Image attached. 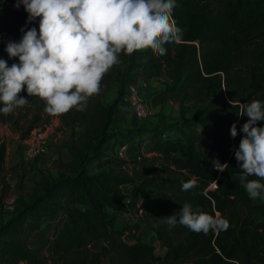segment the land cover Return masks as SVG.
Instances as JSON below:
<instances>
[{
	"label": "trees",
	"instance_id": "trees-1",
	"mask_svg": "<svg viewBox=\"0 0 264 264\" xmlns=\"http://www.w3.org/2000/svg\"><path fill=\"white\" fill-rule=\"evenodd\" d=\"M11 4L15 0L0 1V57L9 65L16 61L5 44L20 38L27 18L23 6ZM173 16L183 38L166 43V54L152 45L121 53L86 110L56 115L67 136L62 149L68 160L61 159L60 148L52 162L55 173L38 170L31 191L23 188L22 177L13 187L6 182V148L0 143V201L7 194L13 198L9 217L0 222V264H264V200L250 198L240 184L234 156L239 129L249 119L239 115L240 102L264 100V0H177ZM29 26L38 28V19ZM135 77L166 78L164 92L178 106L177 122L110 130L125 83ZM112 90L114 98L105 100ZM27 98V105L15 109L17 116L0 113V125L14 127L18 115L27 114L28 130L49 123L44 100ZM116 139L132 158L118 160L119 168L92 171ZM214 159L228 166L217 170ZM193 178L197 184L182 190L181 183ZM124 186L147 202L140 232L118 222L128 212ZM185 202L219 212L229 227L205 234L158 219Z\"/></svg>",
	"mask_w": 264,
	"mask_h": 264
},
{
	"label": "clouds",
	"instance_id": "clouds-1",
	"mask_svg": "<svg viewBox=\"0 0 264 264\" xmlns=\"http://www.w3.org/2000/svg\"><path fill=\"white\" fill-rule=\"evenodd\" d=\"M27 13L18 40H8L4 51L16 62L0 57V113L8 114L29 103L28 96L44 100L52 115L73 109L84 111L89 99L101 91L104 75L119 64L120 54L147 45L166 54V43L180 41L183 29L173 16L177 0H15ZM38 19V28L29 26ZM22 91L27 96L19 95ZM231 104L234 100L230 101ZM240 116L249 119L234 150L239 182L252 199L264 200V100L240 102ZM237 124L230 135L237 136ZM213 167L224 171L218 159ZM255 177V178H249ZM195 178L181 183L187 191ZM167 225L180 223L194 232L225 230L229 221L219 212L210 214L185 202L172 215L158 218Z\"/></svg>",
	"mask_w": 264,
	"mask_h": 264
},
{
	"label": "rangeland",
	"instance_id": "rangeland-1",
	"mask_svg": "<svg viewBox=\"0 0 264 264\" xmlns=\"http://www.w3.org/2000/svg\"><path fill=\"white\" fill-rule=\"evenodd\" d=\"M0 1H4V0H0ZM10 6L12 9H15L14 4H11ZM157 92L158 91H156L155 93L158 94ZM114 96H115V90H112L106 95L105 100L110 101L111 99L114 98ZM141 97L143 100L145 99L143 95H141ZM144 102L146 103L145 100ZM127 109L129 111H127L128 116H125V121H129L131 123V119L135 117L130 111L129 106ZM160 113L162 112L160 111ZM8 114L17 116V112L15 110ZM151 117H153V115H149L147 118L150 119ZM161 117L163 116L160 114V117H157V119L161 120ZM29 120H30V115L28 114L26 118L25 117L20 118L18 115V123L16 126L13 127L9 123H3L0 125V143H4L6 148L5 162H4L6 182L10 187H13L17 182V180L20 177H22L23 179L22 186L27 192L31 191L34 188L35 180L38 177L37 175L38 170L52 171V162L56 158L57 155L56 152L60 148L61 151H59V154L61 159L63 161H66V159H68V155L66 151L62 149V146L66 141L67 136L63 131L59 129V120L57 116L52 115L49 123H47L43 128L34 127L32 128V130H28ZM159 122L160 121H158V123ZM173 123H174L173 121L167 119L164 121L163 125L166 126V125H171ZM38 130L44 132V137L46 141L45 152L40 157L29 159L26 155L27 146L32 136ZM112 142L118 146L120 143V139H116L115 141ZM128 156L129 155L126 153L123 160L127 159ZM125 169H129L128 166H125ZM52 173L54 174L55 172L52 171ZM128 197L130 198V195ZM11 201H13V198L11 195L8 194L3 198V200L0 201V222L3 220L5 221L9 217L11 213V210L9 209V205ZM128 201H130L129 202L130 207H132L136 199L131 198V200ZM125 218L119 217L118 222L121 224L123 222L129 224L130 222H133L137 219L135 216H132L130 219L127 218L125 219ZM156 250H157L156 252L157 254H161L160 250L158 249Z\"/></svg>",
	"mask_w": 264,
	"mask_h": 264
},
{
	"label": "crops",
	"instance_id": "crops-1",
	"mask_svg": "<svg viewBox=\"0 0 264 264\" xmlns=\"http://www.w3.org/2000/svg\"><path fill=\"white\" fill-rule=\"evenodd\" d=\"M143 82V87L139 90L140 94L144 96V100L146 101L147 106L150 109V115H153L150 119L144 120H137L136 118L131 119V123L129 121H125V116H128L127 111V102L123 98L120 99L114 113L113 121L110 127L111 131H118L123 129H134V128H152L156 125L164 126L163 123L165 120L170 119L174 123L179 119V109L178 106L172 102H170L167 97L166 93L164 92L165 85H166V78H153L150 81H141L137 77L129 79L125 83V87L127 89L128 86L132 85H141ZM125 89V90H126ZM158 91L156 94L155 92ZM151 94V95H150ZM160 111L162 113H160ZM160 114L163 116L161 120H158L157 117H160ZM130 116V115H129ZM131 117V116H130ZM165 119V120H164ZM158 121H160L158 123ZM148 141H144V144L147 145ZM118 146L115 145L113 142H109L104 148L105 158H103L100 162L95 163L92 165V171H98L103 168L107 167H114L119 168L121 165L118 163V159L116 157ZM135 148L132 147L131 152H134ZM132 157L125 159V161L130 160ZM68 159H66L67 161ZM124 194L127 197L126 202H130L128 200L136 199L138 197V193L136 189L132 186H124L123 187Z\"/></svg>",
	"mask_w": 264,
	"mask_h": 264
},
{
	"label": "built area",
	"instance_id": "built-area-1",
	"mask_svg": "<svg viewBox=\"0 0 264 264\" xmlns=\"http://www.w3.org/2000/svg\"><path fill=\"white\" fill-rule=\"evenodd\" d=\"M143 87V82L141 85H132L128 86L125 90L124 99L128 103L129 109L137 120H144L149 115V109L141 97L140 89ZM46 148V141L44 137V132L37 131L31 138L28 143L26 155L29 159L40 157ZM128 152V146L126 144L121 145L117 149L116 157L119 159H123L125 154ZM12 201L9 205V209L12 210L11 207ZM127 207V219H130L132 216H135L137 219L133 222H130L129 225L134 227L138 232L142 231L143 228V213L147 207V202L143 198H137L133 203L132 207H130L129 202H125ZM132 208V209H131ZM141 234V233H140Z\"/></svg>",
	"mask_w": 264,
	"mask_h": 264
}]
</instances>
